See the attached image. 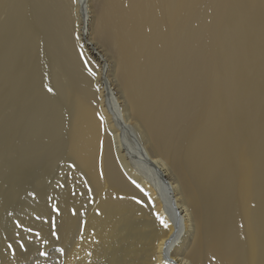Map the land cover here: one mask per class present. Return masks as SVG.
Masks as SVG:
<instances>
[{
  "label": "bare ground",
  "instance_id": "obj_1",
  "mask_svg": "<svg viewBox=\"0 0 264 264\" xmlns=\"http://www.w3.org/2000/svg\"><path fill=\"white\" fill-rule=\"evenodd\" d=\"M96 4L0 0V264H264V0Z\"/></svg>",
  "mask_w": 264,
  "mask_h": 264
},
{
  "label": "snow or ice",
  "instance_id": "obj_2",
  "mask_svg": "<svg viewBox=\"0 0 264 264\" xmlns=\"http://www.w3.org/2000/svg\"><path fill=\"white\" fill-rule=\"evenodd\" d=\"M93 76L95 75L94 73H91ZM45 87L47 88V91L49 92V93H52L53 92V89L51 88V87H48L47 85H45ZM63 185H61V187H62ZM89 192H91V190H89ZM137 203H139V201H137ZM54 212H56V214L57 215H59L60 214V210L55 206V205H53V209H52ZM100 213L99 212H97V215H99ZM73 215H76V212L75 211H73ZM159 218V217H158ZM161 223L163 224V226L164 227H168V224L163 220V219H161ZM17 227H19V225H17ZM55 228V224L53 223V229ZM25 231H31V229H25ZM52 236H54V237H56V239H59V236L57 235V233L55 232V230H53L52 231ZM36 235L39 237V233H36ZM44 243H47V241H44ZM18 244H19V248L20 249H24L25 248V245L23 244V243H20V242H18ZM8 249H12V245L11 244H8ZM58 251L59 252H61V254H63V249H58ZM13 255H15V253L13 252ZM40 255H42V256H46L47 255V253H45V252H40Z\"/></svg>",
  "mask_w": 264,
  "mask_h": 264
},
{
  "label": "rangeland",
  "instance_id": "obj_3",
  "mask_svg": "<svg viewBox=\"0 0 264 264\" xmlns=\"http://www.w3.org/2000/svg\"><path fill=\"white\" fill-rule=\"evenodd\" d=\"M90 1H91L92 11L95 12V13H93V14L96 15V6H97V4H96V0H90ZM92 38L94 39V43H95V44L98 42V43H97V44H98V47L100 48V50H101L104 54H106L107 59L110 60L111 62H112V61H115L114 55H113V53L110 51V49H109L106 45H104L103 43L99 42V40L97 39V37H96L95 35H93ZM111 78H112V77H111Z\"/></svg>",
  "mask_w": 264,
  "mask_h": 264
}]
</instances>
